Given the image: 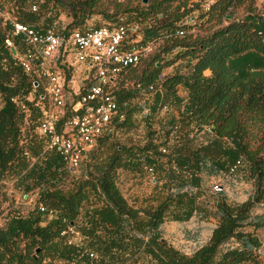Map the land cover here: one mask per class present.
<instances>
[{"label":"trees","instance_id":"1","mask_svg":"<svg viewBox=\"0 0 264 264\" xmlns=\"http://www.w3.org/2000/svg\"><path fill=\"white\" fill-rule=\"evenodd\" d=\"M8 1L18 21L41 30L54 27L68 34L98 27L87 22L100 15L104 25L119 18L138 23V46L159 44L115 79L118 111L110 131L97 139L110 152L71 174L56 150L44 151L33 164L22 154L26 148L38 156L45 148L36 126L47 101L41 97L42 78L26 74L18 62L22 38L8 33L10 26L2 25L0 17V214L8 199L7 182L46 207L26 215L8 208L0 215V264H52L54 259L59 264L259 263L257 231L264 227V212L254 209L264 204V4L213 0L202 9L200 1L192 0L134 5L115 0L106 8L101 0ZM240 6L243 15L237 17ZM61 14L69 20L57 28ZM199 17L209 25L176 35L178 29L194 28ZM61 59L55 58L56 65L67 74ZM165 67L172 70L163 72ZM67 80L66 75L64 85ZM71 105L66 101V108ZM137 115L143 122L142 142L112 141L117 131L137 126ZM236 160L240 163L230 171ZM143 169L156 194L135 206L118 185V170L140 174ZM223 174L252 181L253 192L242 201L229 200L220 184L212 203L196 204L192 190L200 192L206 179ZM166 214L178 222L199 214L204 220L212 217L214 224L202 242L192 234L193 247L186 252L162 236ZM69 227L74 236L65 232Z\"/></svg>","mask_w":264,"mask_h":264},{"label":"built area","instance_id":"2","mask_svg":"<svg viewBox=\"0 0 264 264\" xmlns=\"http://www.w3.org/2000/svg\"><path fill=\"white\" fill-rule=\"evenodd\" d=\"M211 2H207L203 8L207 9ZM32 8L35 9V6ZM0 15L10 26L7 32L22 38L24 51L18 57V62L26 74L34 73L42 78L41 97L47 101L43 117L36 126L37 133L46 139L45 148L38 156L32 155L26 148L22 154L33 164L38 158H44V151L56 150L62 157L64 167L75 174L97 139L110 131L109 122L118 111L112 89L116 77L124 68L135 65L149 50V45L125 48L126 44H134L132 38L137 35L139 24L126 23L123 18L111 25L76 28L68 34H61L54 27L41 30L22 23L9 12H0ZM175 33L183 36L188 31L178 29ZM6 42L11 44L9 39ZM68 53H73L78 63L88 65L93 81L81 93L73 96L70 108H66L64 81L55 62L56 57ZM21 141L25 142V139ZM239 163L236 160L229 170L233 171ZM148 171L152 174L151 168ZM212 188L215 191L222 189L219 183L213 184ZM23 197L26 198L27 194H23ZM36 207L41 212L46 211L42 203H37ZM48 212L51 214V211ZM65 232L75 235L71 227ZM72 241L69 238L67 243ZM89 255L92 257L93 253Z\"/></svg>","mask_w":264,"mask_h":264},{"label":"rangeland","instance_id":"3","mask_svg":"<svg viewBox=\"0 0 264 264\" xmlns=\"http://www.w3.org/2000/svg\"><path fill=\"white\" fill-rule=\"evenodd\" d=\"M115 0H101L102 5L106 8H110L114 4ZM117 1H123V0H117ZM130 1L133 5L137 4L138 2L145 3L144 0H125ZM147 1V0H146ZM193 2L200 1L201 6H205V4L209 1L213 0H192ZM264 4L263 0H256V6L258 8L261 7V5ZM11 8V4L8 0H0V12L6 13L9 12ZM203 9V7H201ZM193 16H197V12L192 13ZM129 15V14H128ZM127 15V16H128ZM243 15V6H240L236 8L235 10V16H242ZM2 17V25L5 24L4 16ZM129 17V16H128ZM226 18V16H225ZM60 23L55 24L57 28H63L67 22L68 18L64 15H60ZM196 22V25L194 28L190 30H186L188 32H195L197 29L206 27L209 25V23L204 22V19H201L200 17L197 19H194ZM189 21V20H188ZM193 22V23H194ZM89 25H104L107 23L105 19H103L100 15L92 16L88 22ZM190 23V22H189ZM192 23V24H193ZM211 23H215L214 20L211 21ZM222 23H225L223 20ZM201 25H203L201 27ZM217 25V24H216ZM142 27V26H141ZM141 38V32L139 34L135 35L132 39L134 40L135 47H138L137 43ZM159 42L157 43H151L149 44V50L144 54L142 57H147V54H151L157 50ZM74 54L70 53L69 57L73 58ZM173 55H168L167 58L172 57ZM76 60V59H75ZM69 66L75 70V73L77 76H79L80 70L84 68L83 64L77 65H71ZM172 70V67H165L163 72H169ZM89 72L82 73L81 76H85ZM71 79V78H70ZM75 80V78H73ZM121 79V78H120ZM119 80V79H118ZM78 81V79H77ZM83 81H78V85H82ZM119 82V81H118ZM69 84H71L69 82ZM124 85H127V82L124 83ZM70 99V98H69ZM135 124L137 125L135 128H133L130 131L122 132L117 131L114 135V137L111 138L112 141L118 142L122 145H128L131 143H140L143 140L144 131L142 128L143 122L137 115L135 118ZM25 135L27 131L25 130ZM110 151L108 150V146L104 144H100V141L98 140L96 142V145L93 149H91L86 156L82 159L79 168L76 170L75 174L81 173V171H84V168L87 163H93L98 162L100 160H104L107 154ZM151 176L148 174L147 169H143L140 174H134L132 172H128L126 170H118V177L117 182L118 185L124 194V196L128 199V201L135 205L140 206L144 205V202H146L147 198L148 200L153 199L155 190L150 182ZM215 183H219L223 185V192H225L228 195L229 200L234 201H242L248 197L249 194L253 192V184L252 181H245L243 178L239 177H233L232 175L223 174L218 177H209L206 179L205 185L202 187L200 192L196 191L195 189L192 190L193 193H195V203L199 206H202V203L204 201L209 200L211 203L213 201V193L214 192H220L215 191L212 186ZM9 189L4 191L7 195L8 199H5L4 205L1 206L2 213H5V210L10 208L11 211L19 212L22 215H26L28 212L36 211V200L34 196L27 195V197H23L24 191L22 189L15 190L11 184L8 185ZM145 199V201H143ZM150 201V203L154 204L155 201ZM154 202V203H153ZM208 206V208L212 207V204ZM254 212L260 214L264 212V204L256 206L254 209ZM0 214V215H1ZM3 216V215H1ZM2 218H0V223L2 222ZM214 224V220L211 218H208L207 220H204L203 217H201L199 214H194L189 220L178 222L175 220H172L168 214L165 216V220L162 224V236L169 242H171L174 246L182 248L184 251L189 252L191 248L193 247V241L191 239L192 234H196V237H198V240L200 242L206 240V238L209 235L210 229ZM257 238L261 243V246L257 250V260L260 262L257 264H264V227L260 228L257 231ZM60 262L57 259H54L52 261V264H59Z\"/></svg>","mask_w":264,"mask_h":264},{"label":"crops","instance_id":"4","mask_svg":"<svg viewBox=\"0 0 264 264\" xmlns=\"http://www.w3.org/2000/svg\"><path fill=\"white\" fill-rule=\"evenodd\" d=\"M8 12L4 13L7 14ZM69 54H66L65 56H62L61 61L63 62L65 65V67L68 69V73L65 74L64 72L61 71L62 74V80L65 82V76H68V80L66 81V85H64V89H65V97L67 101H71L73 96H75L76 94L81 93L87 86H89V84H91L92 81V71L91 69L88 67L87 64H83V63H78L75 60V56H73V58L69 57ZM69 64L74 65H80L83 64L84 68L80 70V73H85V72H89L88 74H86L85 76H81V74L79 76L76 75L75 70L73 69V67L71 68L69 66ZM71 78V79H70ZM75 78V80L73 79ZM83 81L82 85H78V81ZM69 82L71 84H69ZM70 98V99H69ZM11 184V182H7V185Z\"/></svg>","mask_w":264,"mask_h":264},{"label":"water","instance_id":"5","mask_svg":"<svg viewBox=\"0 0 264 264\" xmlns=\"http://www.w3.org/2000/svg\"><path fill=\"white\" fill-rule=\"evenodd\" d=\"M144 2H146V0H144ZM230 17V15H226V18H229ZM13 50V49H12Z\"/></svg>","mask_w":264,"mask_h":264}]
</instances>
